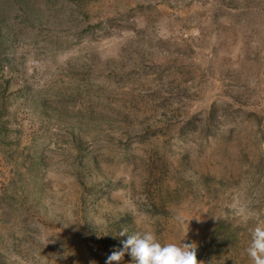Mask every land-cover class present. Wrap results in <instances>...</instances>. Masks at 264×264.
I'll list each match as a JSON object with an SVG mask.
<instances>
[{"label": "rangeland", "instance_id": "1", "mask_svg": "<svg viewBox=\"0 0 264 264\" xmlns=\"http://www.w3.org/2000/svg\"><path fill=\"white\" fill-rule=\"evenodd\" d=\"M245 203L264 0H0V264H105L124 229L252 264Z\"/></svg>", "mask_w": 264, "mask_h": 264}, {"label": "clouds", "instance_id": "2", "mask_svg": "<svg viewBox=\"0 0 264 264\" xmlns=\"http://www.w3.org/2000/svg\"><path fill=\"white\" fill-rule=\"evenodd\" d=\"M238 212L245 223L256 221L255 226L249 229L250 242L245 251L252 264H264V219L259 218L249 203L242 204ZM187 233L186 223L182 240L187 236ZM126 234L127 239L121 241L122 247L114 249L107 256L105 264H121L126 254L131 257L132 264H203L197 260L195 242L162 244L152 231L129 235L127 229H124L119 233L120 236ZM91 264H95V262L93 261Z\"/></svg>", "mask_w": 264, "mask_h": 264}]
</instances>
